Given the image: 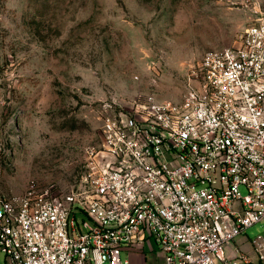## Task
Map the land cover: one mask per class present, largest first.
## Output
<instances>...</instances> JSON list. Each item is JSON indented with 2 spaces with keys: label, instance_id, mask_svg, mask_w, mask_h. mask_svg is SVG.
Here are the masks:
<instances>
[{
  "label": "built area",
  "instance_id": "1",
  "mask_svg": "<svg viewBox=\"0 0 264 264\" xmlns=\"http://www.w3.org/2000/svg\"><path fill=\"white\" fill-rule=\"evenodd\" d=\"M237 46L207 52L181 102L147 95L98 111L70 190L2 187L0 264H129L152 244L163 264H253L231 243L264 222V0ZM264 264V232L249 240Z\"/></svg>",
  "mask_w": 264,
  "mask_h": 264
},
{
  "label": "rangeland",
  "instance_id": "2",
  "mask_svg": "<svg viewBox=\"0 0 264 264\" xmlns=\"http://www.w3.org/2000/svg\"><path fill=\"white\" fill-rule=\"evenodd\" d=\"M255 1L0 0L3 190L19 195L30 180L70 190L97 143L100 106L181 102L202 57L237 46ZM263 232L255 224L229 249L256 264L249 240Z\"/></svg>",
  "mask_w": 264,
  "mask_h": 264
},
{
  "label": "crops",
  "instance_id": "3",
  "mask_svg": "<svg viewBox=\"0 0 264 264\" xmlns=\"http://www.w3.org/2000/svg\"><path fill=\"white\" fill-rule=\"evenodd\" d=\"M143 249L144 253L141 255L138 253L129 254V264H163L162 256L156 250L154 245L146 244ZM141 255V256H140Z\"/></svg>",
  "mask_w": 264,
  "mask_h": 264
}]
</instances>
